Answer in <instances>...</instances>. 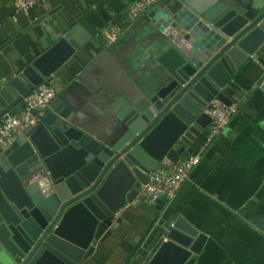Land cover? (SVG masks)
I'll return each instance as SVG.
<instances>
[{
	"label": "water",
	"instance_id": "water-1",
	"mask_svg": "<svg viewBox=\"0 0 264 264\" xmlns=\"http://www.w3.org/2000/svg\"><path fill=\"white\" fill-rule=\"evenodd\" d=\"M145 18L167 43L158 58L165 76L122 111L120 135L106 141L84 132L56 97L32 112L38 124L0 155V264L83 263L165 158L199 153L212 99L241 108L252 91L264 92V75L244 98L236 84L248 68L264 72V7L242 12L224 0H162ZM89 40L74 26L2 87L0 124L22 112L38 86L51 85ZM198 234L179 216L148 264H185L200 250Z\"/></svg>",
	"mask_w": 264,
	"mask_h": 264
},
{
	"label": "crops",
	"instance_id": "crops-1",
	"mask_svg": "<svg viewBox=\"0 0 264 264\" xmlns=\"http://www.w3.org/2000/svg\"><path fill=\"white\" fill-rule=\"evenodd\" d=\"M134 1L41 0L28 12L16 13L15 0H0V89L81 25L90 40L72 64L53 75L51 86L74 112L76 127L113 140L123 130L122 111L165 76L158 58L167 43L145 16L129 19L126 11ZM224 1L242 12L264 7V0ZM109 25L122 29L110 45ZM256 67L237 78L242 98L264 75ZM208 138L209 133L195 144L201 161L174 199L128 204L112 235L81 264H148L179 216L203 235L199 252L185 264H264V92L252 91L228 129ZM4 150L0 146V155Z\"/></svg>",
	"mask_w": 264,
	"mask_h": 264
},
{
	"label": "built area",
	"instance_id": "built-area-1",
	"mask_svg": "<svg viewBox=\"0 0 264 264\" xmlns=\"http://www.w3.org/2000/svg\"><path fill=\"white\" fill-rule=\"evenodd\" d=\"M40 1L15 0L16 13H26ZM160 1L162 0L134 1L128 6L126 13L130 20L137 21L143 18ZM121 30L115 25H109L105 31L106 43L109 45L115 43L121 34ZM56 97L57 91L51 85L42 84L38 86L34 92L25 98L26 108L22 112L10 116L0 124V146L4 149L8 148L26 127L36 126L38 118L32 112L45 110ZM238 112L239 107L237 104L226 105L217 98L212 99L209 108L206 109V113L211 117L209 141L223 134ZM200 161L201 156L199 154L182 158L177 162L164 159L159 167L150 173L148 183L142 185L135 202L171 201L176 196L181 184L189 178L191 171ZM122 210L115 214L116 219L120 216Z\"/></svg>",
	"mask_w": 264,
	"mask_h": 264
},
{
	"label": "rangeland",
	"instance_id": "rangeland-1",
	"mask_svg": "<svg viewBox=\"0 0 264 264\" xmlns=\"http://www.w3.org/2000/svg\"><path fill=\"white\" fill-rule=\"evenodd\" d=\"M84 46V44L80 45V48H82ZM81 50V49H80Z\"/></svg>",
	"mask_w": 264,
	"mask_h": 264
}]
</instances>
